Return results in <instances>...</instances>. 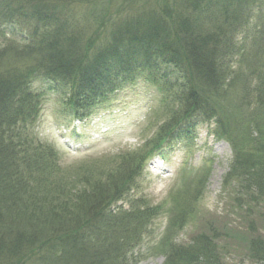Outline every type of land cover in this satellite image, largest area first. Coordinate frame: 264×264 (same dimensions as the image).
Segmentation results:
<instances>
[{
    "label": "trees",
    "instance_id": "1",
    "mask_svg": "<svg viewBox=\"0 0 264 264\" xmlns=\"http://www.w3.org/2000/svg\"><path fill=\"white\" fill-rule=\"evenodd\" d=\"M53 1L0 0V28L19 24L28 31L22 44L9 39L0 47V264H108L132 238L126 228L116 244L128 217L113 221L112 210L105 209L136 188L134 158H119L116 172H105V183L71 192L66 182L42 188L45 177L57 174L55 154L33 134L44 95L34 89L38 82L55 94L70 124H83L114 101L111 89L147 74L144 82L158 91V103L168 111L149 153L193 136L198 125L211 121L232 148L231 171L264 203V19L251 31L257 41L244 48L245 41L237 39L250 30L256 0H175L170 14H140L116 25L104 41L93 33L84 36L90 25L83 31L84 24L75 23L80 9L63 10ZM60 1L87 2L84 11L88 1L105 0ZM245 49L251 50L246 71L236 73L233 64ZM99 237L104 246L116 244L114 258L97 248L90 252L86 243L100 244ZM250 251L264 262L263 245L253 244ZM163 264L223 261L214 242L202 236L187 246L171 245Z\"/></svg>",
    "mask_w": 264,
    "mask_h": 264
},
{
    "label": "rangeland",
    "instance_id": "2",
    "mask_svg": "<svg viewBox=\"0 0 264 264\" xmlns=\"http://www.w3.org/2000/svg\"><path fill=\"white\" fill-rule=\"evenodd\" d=\"M88 2L90 8L84 11L82 8L88 7L84 1L69 2V5L60 0L51 3L63 10L80 9L75 23L82 22L83 31L90 25L84 36L93 33L104 41L116 25L140 14H170L175 0ZM254 4L253 11L261 17H256L253 12L250 30L241 32L247 36L237 37L239 41H245L244 48L253 39L257 41L251 31L264 19V0H256ZM99 14H105L102 21L97 20ZM27 35V28L23 25L18 24L8 31L2 27L0 47L9 39L11 43L22 44ZM250 52L245 49L237 56L234 72H239L240 68L246 71L244 61L250 57ZM143 75L147 74H134L132 83L111 89L114 102L83 124H70V117L61 115L60 105L48 85L43 82L34 84V89L44 95L36 109L33 134L56 156L51 158L54 163L52 171L57 176L45 177L42 188H48L54 182H66L72 185L66 190L71 192L80 191L79 187L93 185L96 181L105 183L107 170L116 172L120 159L134 158L138 174L136 188L117 200H110L105 209L112 210L113 221L128 217L122 229L124 234L122 232L114 239L116 244L125 236L126 228L132 230V238L117 257L116 244L108 242L104 246L103 237L97 239L100 244L91 239V246L86 243L91 253L97 248L102 255L114 256L111 264H163L171 245L187 246L192 239L206 236L214 242L223 264H264L250 251L253 244L264 246V203L241 185L231 171L233 151L222 138H214L207 125H200L192 142L167 148L162 157L150 158L156 151L149 153L153 138L167 120L168 111L157 102L161 97L158 91L142 82ZM101 216L105 217L104 211ZM87 224L85 222L84 226ZM104 249L107 251L102 252Z\"/></svg>",
    "mask_w": 264,
    "mask_h": 264
}]
</instances>
